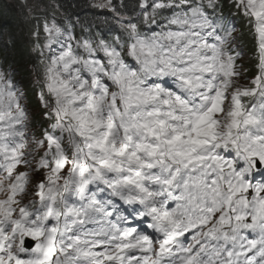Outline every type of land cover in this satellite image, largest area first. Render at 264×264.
Wrapping results in <instances>:
<instances>
[{"label":"snow or ice","instance_id":"6c2138e0","mask_svg":"<svg viewBox=\"0 0 264 264\" xmlns=\"http://www.w3.org/2000/svg\"><path fill=\"white\" fill-rule=\"evenodd\" d=\"M92 6L112 41L32 33L42 136L0 70V264H264V0Z\"/></svg>","mask_w":264,"mask_h":264},{"label":"trees","instance_id":"16d2710c","mask_svg":"<svg viewBox=\"0 0 264 264\" xmlns=\"http://www.w3.org/2000/svg\"><path fill=\"white\" fill-rule=\"evenodd\" d=\"M15 1V2H14ZM29 3L32 1L33 7H38L40 4L47 5L48 2L54 1L62 6L66 11L75 12L82 8L87 0H26ZM129 5H132L135 0H126ZM20 0H0V29L6 30L12 37V45L5 50L8 56V62H13L20 66L26 63L29 59V32L30 23L27 21L25 11L21 7ZM19 6V8H18ZM21 12V13H20ZM24 59V62H23ZM23 71H27L24 67Z\"/></svg>","mask_w":264,"mask_h":264},{"label":"rangeland","instance_id":"374dc122","mask_svg":"<svg viewBox=\"0 0 264 264\" xmlns=\"http://www.w3.org/2000/svg\"><path fill=\"white\" fill-rule=\"evenodd\" d=\"M33 4H32V1L30 2V6H32Z\"/></svg>","mask_w":264,"mask_h":264},{"label":"bare ground","instance_id":"6f19581e","mask_svg":"<svg viewBox=\"0 0 264 264\" xmlns=\"http://www.w3.org/2000/svg\"><path fill=\"white\" fill-rule=\"evenodd\" d=\"M47 6H49V5H47Z\"/></svg>","mask_w":264,"mask_h":264}]
</instances>
